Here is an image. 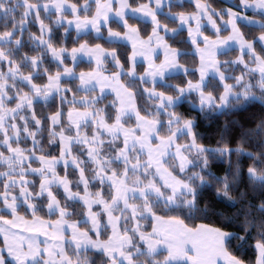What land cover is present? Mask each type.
Masks as SVG:
<instances>
[{
  "label": "snow or ice",
  "instance_id": "snow-or-ice-1",
  "mask_svg": "<svg viewBox=\"0 0 264 264\" xmlns=\"http://www.w3.org/2000/svg\"><path fill=\"white\" fill-rule=\"evenodd\" d=\"M192 4L174 13L184 6L174 0H0V264H96L90 253L103 264H245L230 248L252 239L264 264V116L255 127L229 119L207 147L190 115L264 104V0H239V11ZM238 21L262 34L246 38ZM92 32L129 51L90 44ZM85 57L90 70L77 71ZM209 191L243 206L226 215ZM214 218L221 226L185 223Z\"/></svg>",
  "mask_w": 264,
  "mask_h": 264
},
{
  "label": "trees",
  "instance_id": "trees-1",
  "mask_svg": "<svg viewBox=\"0 0 264 264\" xmlns=\"http://www.w3.org/2000/svg\"><path fill=\"white\" fill-rule=\"evenodd\" d=\"M70 2L73 3H82V0H70ZM130 2L134 3V0H130ZM174 2H179L181 4H183L184 6L182 8H175L173 7L171 9L172 12H179V11H184V12H191L194 10V6L192 4V2L189 1H182V0H177ZM208 3L211 4V6L213 8H215L217 11H220L221 9L224 8H232L233 11H239V8L235 7V5L239 4L237 1H233V2H229L227 0H207ZM247 15H250L252 17H255L257 19H260L259 14H255V13H251V12H245ZM43 15V14H42ZM225 19H228V17H225ZM47 22V21H46ZM161 22L168 24L169 28H175L177 27L176 23H173L171 20L169 19H164L163 16H161ZM129 23H134L136 26L140 27L141 29V34L143 35L145 31L150 32L151 28L150 25H146L143 22H136L134 20H129ZM222 22L217 20V24L220 25ZM238 25L241 29L242 32H244L246 38L248 39H255L256 37H258L259 35L262 34L261 30L259 29L258 26H251V25H246L245 23L242 22H238ZM109 27H111L114 31H123V29L121 27H119L117 24L113 23L112 21L109 22ZM31 30L33 32H36L37 29L36 27H32ZM205 35H212V30L208 27V29L204 32ZM229 34L228 31H225L223 29V27L221 28V36H227ZM60 35H63V31L61 30ZM103 36L106 37L107 36V32L105 29H103ZM72 39H76V33L73 30L72 31ZM85 39L88 40V42L90 44H94V43H100L102 47L104 48H116L117 52H127L129 51L130 46L126 43H122V42H107L105 39H97L96 38V34L95 33H91L90 36H86ZM180 40H186L187 39V32L185 31L184 34L179 37ZM83 42V41H81ZM67 46L69 48L76 46L75 44L71 43L70 41L66 42ZM169 43H172V41L170 40ZM174 46H180V45H174ZM184 48L186 51H188L189 53L191 52V48H189L187 45H184ZM257 51L259 52L260 49L257 46ZM236 55H238L237 52H231L229 54V58H235ZM247 59V58H246ZM186 63V65L188 66H192L194 63V57H192L191 55L187 56L184 58V61ZM71 66V65H69ZM90 70V65L87 63V60H84V62H82L80 64V67L77 69V71H89ZM137 71L140 72L142 71V68L138 65L137 67ZM171 83H179L178 80H174L171 81ZM139 103V101H138ZM190 105H185L183 108L180 109V111H183L185 113L188 112V109L190 108ZM38 114L41 112H50L52 111V109L48 106H44V105H40L37 108ZM191 116H197L198 117V122L200 124V127L198 129V131L204 136L206 137L204 140H202L201 142L205 144V146L207 147H216L217 146V136H216V130L217 128H222L224 126V124L229 120V119H234L237 120L239 123L244 124L246 127H255V125L259 122V119L264 116V104H261L259 101L255 102L254 104H252L251 106H249L247 111H244L236 116L233 117H226V116H221L219 118L213 117V119L211 121L209 120H205L202 116H199L198 112L196 110L191 111L190 113ZM45 150L46 151H50L52 152L53 155H57L58 152L54 147H49L46 141H42ZM234 143V141H233ZM28 145L30 146V142H28ZM22 147L24 146L23 144L21 145ZM39 154V153H38ZM243 162L245 165H249L252 163L251 160H249L246 157H242ZM39 165L37 164H33V167H38ZM226 168V165L220 163V162H215L213 164V171H215L217 174H222L224 172ZM57 171L60 173V175H63V169L59 168L57 169ZM69 172L71 173V169H69ZM75 177L72 175H69V179H74ZM29 179H36L35 177H29ZM54 191H58L57 189H54ZM209 199H212L213 202L215 203L216 207L220 210H222L226 215L231 216L232 213L238 211L243 205L242 204H237L236 206H232L231 204L227 203V202H221L219 201L218 198H216L214 196V193H212L211 191H209L207 193ZM59 198V197H58ZM21 215H25L24 212H21ZM40 216H42L44 219H49V217L45 214V212H40L39 213ZM51 219H56L55 216L51 217ZM242 219V217H241ZM185 223H187L190 227L195 225V224H199V223H209L212 224L213 226H221V223L217 220H186ZM146 227H147V223H146ZM227 231H231V232H236L239 235L243 236L245 235L244 232H242L240 230V228L238 226H230L228 228H226ZM102 239L104 237H101ZM239 241H234L233 246L230 248V251L233 252L234 255H236L238 258L242 259L245 264H254L257 253L254 249V244H255V240H249L248 244L245 245L243 248H237V245L239 244ZM91 259L95 260L96 264H103V257H97L94 254H89Z\"/></svg>",
  "mask_w": 264,
  "mask_h": 264
},
{
  "label": "crops",
  "instance_id": "crops-1",
  "mask_svg": "<svg viewBox=\"0 0 264 264\" xmlns=\"http://www.w3.org/2000/svg\"><path fill=\"white\" fill-rule=\"evenodd\" d=\"M174 1H177V0H174ZM183 1V0H182ZM185 1V0H184ZM186 1H189V2H192V0H186ZM227 1H229V2H233V1H237L238 3H239V0H227ZM247 12H251V13H255V14H259V13H257V12H254L252 9H248L247 10ZM242 14H244V15H247L246 13H242ZM250 19H257V18H255V17H252V16H250V15H247ZM69 18H71V17H69ZM110 22V21H109ZM238 22H242V21H238ZM242 23H244V22H242ZM210 28V27H209ZM211 29V28H210ZM212 30V29H211ZM101 32H102V34H103V28L101 29ZM93 33H95V32H93ZM229 35V34H228ZM115 42H122V43H126L127 44V42H125V41H115ZM130 46V45H129ZM163 57L161 56V59H162ZM88 58L87 57H85L84 58V60H87ZM58 169V168H57ZM94 210H96L95 208H94Z\"/></svg>",
  "mask_w": 264,
  "mask_h": 264
},
{
  "label": "rangeland",
  "instance_id": "rangeland-1",
  "mask_svg": "<svg viewBox=\"0 0 264 264\" xmlns=\"http://www.w3.org/2000/svg\"><path fill=\"white\" fill-rule=\"evenodd\" d=\"M9 261H10V258H9Z\"/></svg>",
  "mask_w": 264,
  "mask_h": 264
}]
</instances>
